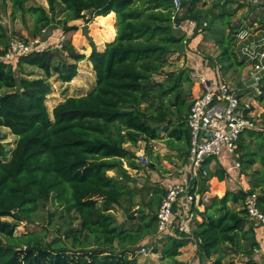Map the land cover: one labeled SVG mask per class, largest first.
I'll return each mask as SVG.
<instances>
[{
	"label": "trees",
	"instance_id": "1",
	"mask_svg": "<svg viewBox=\"0 0 264 264\" xmlns=\"http://www.w3.org/2000/svg\"><path fill=\"white\" fill-rule=\"evenodd\" d=\"M10 1L14 12L33 16L38 32L51 23V16L61 14L64 32L76 30L77 26L67 23L86 18L92 10L87 22L115 14L116 36L103 49L90 41L88 56L66 40L61 48L68 53V62L56 60V52L50 49L18 58L19 71L27 65L38 68L43 76L26 77L0 58V128L15 136L13 147L7 149L0 135V264H138L135 248L157 229V213L141 207L130 211L141 190L130 186L133 179L125 166H140L129 146L144 142L150 149V142L162 141L186 163L189 130L185 118L191 102L185 100L183 83L190 78L183 70L175 74L166 69L172 65L169 57L183 55L190 41L181 33L180 24L192 21L194 34L201 27L213 35L217 54L209 59L221 81L249 64L238 52L236 34L242 25L235 22L237 11L248 6L247 1L221 0L222 5L231 6L218 12V0H179L180 13L173 0H46L47 9L27 7V0ZM258 23L255 31L264 30V18ZM7 50L8 45L0 50V57ZM84 59L92 65L95 85L82 96L66 97L49 113L45 103L48 79L56 73L59 81L69 82L77 74V63ZM157 76L164 78L160 81ZM260 88L258 100L264 97V83ZM244 134L237 145L240 149L246 147L241 143ZM244 136L264 140L258 130H248ZM261 147L245 154V168L257 158L264 168ZM169 158L168 154L157 156L158 160ZM150 168L155 169V164ZM108 171L115 174L110 176ZM255 174L259 180L249 189H227L221 196H211L203 203V211L194 213L192 206L190 234L168 236L161 248L163 258L173 259L181 247L193 242L198 264H224L230 253L253 263V248L260 240L244 201L259 188L256 202L264 213L263 172ZM213 176L200 177L192 191L204 195ZM50 198L62 207L55 236L47 241L33 232L16 234V227L30 222ZM114 206L137 214L138 223L118 224Z\"/></svg>",
	"mask_w": 264,
	"mask_h": 264
},
{
	"label": "rangeland",
	"instance_id": "2",
	"mask_svg": "<svg viewBox=\"0 0 264 264\" xmlns=\"http://www.w3.org/2000/svg\"><path fill=\"white\" fill-rule=\"evenodd\" d=\"M219 3L223 4V1L218 0ZM249 1L248 6H242L237 11L235 15L236 24L243 25L242 22L246 21V27H249L250 32L253 29L258 27L259 23L257 22L255 26L251 24V18L257 17L262 18L264 15V0H246ZM242 2V1H241ZM25 5L28 6H42L45 9L48 8V4L46 0H27ZM258 5V7H257ZM231 6V5H230ZM232 6H235L234 4ZM254 6V7H253ZM254 10V11H252ZM182 9L178 8V12L180 13ZM51 16V15H50ZM63 15H53L51 16V23L48 26L43 27L45 31H36L33 26L34 18L32 15L28 13H21L20 11H13L12 4L10 0H0V50H4L6 45L11 41L19 40L31 42L35 39H39L40 41L46 42L47 46L50 47V50L56 52V60L60 61H70L67 57V52L62 50V44L68 40L75 48V50L79 53L85 54L88 56L91 51L90 41H93L96 44L97 49H103L105 43L107 41L112 40L116 36V26H115V14H112L109 19H100V18H92L89 22H87L88 16L86 18L69 21L67 26H77L76 30H71L69 32H64V27L60 23ZM260 21V20H259ZM202 26V23H201ZM204 26V24H203ZM244 26V25H243ZM110 27V29H107ZM64 35V36H63ZM62 36V37H61ZM61 37L60 41L58 39ZM264 41V38L262 39ZM241 42V43H240ZM244 41L239 39V53L242 55L241 57L246 59L249 64L247 67L243 69V71L236 73H229L227 76L223 78V81L228 83L230 86L234 88V90L238 93L242 92V100L247 101L251 108L252 113L258 126L260 127V131H262L264 137V97L261 100H258V95L261 93L260 85L264 83L262 81V77L264 75V56L254 53V55H248L247 49L249 44L244 46L242 44ZM61 44V47H60ZM244 47V48H242ZM264 51V49H263ZM252 54V53H251ZM262 54V53H261ZM204 60H206V64L211 66L212 68V59L214 56H201ZM172 65L167 67V70L174 71L175 74H178L181 70L184 71L190 78L196 77L192 73V70L187 68L185 65L187 62L186 56H181L177 54H172L169 57ZM8 63L13 64L15 71L23 72V75L26 77L32 78L36 76H43V73L36 67H31L24 65L19 71L16 68L18 59L13 57L7 61ZM259 62L260 68L257 72H253L254 64ZM251 72L253 75H258L260 77L259 81L256 83L253 77L250 76ZM251 74V75H252ZM245 76V77H244ZM69 82H61L57 79L56 73H54L49 79L50 91L47 94L46 98V106L51 113L52 108L58 102L64 100L69 96H82L87 93L94 85H95V76L94 71L92 69L91 63L84 59L77 63V74L73 76ZM164 76H157V80H163ZM244 81V85H243ZM184 82L183 84H185ZM257 87H256V86ZM184 89V88H183ZM186 92V91H184ZM185 100L190 103L192 101V95L185 94ZM0 135L2 136L5 147L7 149H11L13 147V143L15 141V136L10 133L7 128H0ZM239 143V142H238ZM241 143L245 144L244 149H240L238 147L237 151L233 154V158L237 159L240 162L241 169L240 173L244 174L245 182L236 183L234 187L237 186L236 190L240 187H247L249 189L252 184L256 183L259 178L255 174L256 171H262V178L264 179V168L260 163V160L257 158V161L252 164V166L248 169L245 168V163L242 161L246 156L245 152L250 150H259V146L261 144V151L264 148V140L258 141L256 137H246L242 140ZM144 142H139L136 147L129 146L131 150L135 151V162L140 166L139 169H130L127 166V172L133 179V182L130 183L131 187H135L141 190L135 197L134 202L135 206L130 210L134 211L138 207L144 208L145 212H148L151 208L154 212L157 213L158 207L162 197L166 192V187L169 184L178 182L179 175L185 169H182L183 165L182 160L178 158H171L169 160L157 159V156H161L166 150L164 148V143L160 141H153L149 143L150 149L147 148ZM258 148V149H257ZM260 151V152H261ZM139 154H142L146 157V163L141 161ZM155 164V169L150 168V164ZM225 171L222 166L216 168L215 175L218 180H222L225 178ZM110 176L115 174L114 171H108L107 173ZM211 175L209 172L208 176ZM221 176V179H220ZM232 177V176H229ZM200 178V176H199ZM169 180V181H168ZM169 183V184H166ZM247 184V185H246ZM209 190V189H208ZM256 193H259V188L254 190ZM209 196V195H208ZM155 198L151 207L147 206V203ZM210 197L205 203L209 202ZM123 206H127V201L125 199L121 200ZM121 206H114L112 210L113 215L115 216L117 223L129 226V221H134L135 224L138 223L139 217L137 218V214L130 215L129 210H125V208ZM193 206V207H192ZM194 209V213L198 212L201 209V205L198 207L194 204L191 205ZM61 205L55 202L53 199H49L47 203L40 207L39 212L36 213L34 217H32L30 222L23 221L21 222L15 230L16 234H24L33 232V234L43 240H51L55 236V228L60 223V211ZM127 208V207H126ZM137 218V220H136ZM6 220H10V218H4ZM127 221V223L125 222ZM125 222V223H124ZM76 223V222H74ZM174 232L180 236L179 229L175 225ZM180 234V235H179ZM28 235V234H27ZM183 235L182 237H184ZM167 235L159 233L156 229L155 231L146 235V237L137 245L135 248V259L138 264H198V259L195 254L196 245L191 242L188 245L180 248V254L175 256L173 259L171 258H163V254L161 252L162 246L166 243ZM180 238V237H177ZM146 247V252H141V247ZM153 248H157L156 252H153ZM257 257L256 261L253 257ZM252 261L253 263H249L246 261V258H241L237 254L230 253L227 258L224 260V264H262L264 263V255L259 254L255 255L253 253Z\"/></svg>",
	"mask_w": 264,
	"mask_h": 264
},
{
	"label": "built area",
	"instance_id": "3",
	"mask_svg": "<svg viewBox=\"0 0 264 264\" xmlns=\"http://www.w3.org/2000/svg\"><path fill=\"white\" fill-rule=\"evenodd\" d=\"M173 4L178 9L180 1L173 0ZM43 31L45 29H42ZM249 31V28H241L236 37L238 40L243 39ZM261 45H264V41ZM45 49H50V47L39 39L31 42L15 40L8 44V50L0 58L7 62L13 57L18 59L22 55ZM259 55L264 56V51ZM253 64V69H255L253 72H257L260 64L259 62ZM252 77L256 83L260 79L258 75L252 74ZM199 83L200 94L192 99L185 118L189 130L187 170L179 176L178 182L166 187L156 215L158 232L167 236L179 237L174 232L175 225L180 233L189 235L194 226V213L191 205L203 206V203L208 200L207 194L201 195L192 191L193 185L190 183L199 176L207 175V160L218 157L223 151L233 155L240 136L249 129L260 131L261 127L254 118L250 104L242 100L243 96L228 83L203 77H200ZM139 157L146 163L145 156L139 154ZM188 173L190 174L189 183L187 182ZM244 206L249 219L254 222L255 226L264 230V213L257 206L256 193L247 196ZM141 252H146L145 246L141 247ZM253 253L264 255V232L259 245L253 248Z\"/></svg>",
	"mask_w": 264,
	"mask_h": 264
},
{
	"label": "crops",
	"instance_id": "4",
	"mask_svg": "<svg viewBox=\"0 0 264 264\" xmlns=\"http://www.w3.org/2000/svg\"><path fill=\"white\" fill-rule=\"evenodd\" d=\"M248 3H249V1H247V4ZM230 5H231L230 3H226L225 5L221 4L218 7L217 11L218 12L225 11ZM257 7H258V5H257ZM252 11H254V10H252ZM262 18H264V15ZM251 19H252L251 24H253L254 26L257 22H259V20H261L260 18H257V17H254ZM246 21H248V20L246 19ZM246 21L242 22L244 25V26L242 25V28H249V27L245 26L247 23ZM203 24H204V26L206 25V23H203ZM195 27H196L195 22L184 21L180 24V28H179L181 33H184L188 38H190V41L187 45L185 53L181 56H186L187 62L185 65L187 66V68L192 70L191 74H194L196 76V77L190 76V82L183 84L184 91H186L185 93L192 95V97H191L192 99L200 94V83H199L200 77L211 79V80H216V76H215V72H214L213 68H211V66L206 64V60H204L201 57V56H215L217 54V49H216V46L214 44L213 35L210 34L209 31L201 30L202 29L201 27H198L196 30L197 33L194 34ZM255 28H256V26H255ZM255 28L253 29V31L247 32V36L245 38L240 39L241 41H244L242 43V44H244V46L247 44V42L249 43V44H247L248 55H254V53L258 54V51L262 52L264 49V45H261L262 41H263L262 39L264 38V30L255 31ZM224 33H227V30ZM242 48H244V47H242ZM249 73H250V76L252 77L251 72H249ZM243 85H244V81H243ZM240 93L242 94V92H240ZM249 130H251V129H249ZM247 131L248 130H246L244 133L246 134ZM244 135L242 137V140H244L246 138V136H244ZM160 142H162V141H160ZM164 148H166L165 149L166 151L162 155L168 154L170 156L169 159L174 158V157L180 159L179 156L177 155L175 149H168L165 145H164ZM237 149H238V146H237ZM237 149H236V151H237ZM248 152H245V154H248ZM243 159H242V161H243ZM182 164L183 165L181 166V168L185 169V170L183 172H181V174L185 173V171L187 170V159H186V163L185 164L182 163ZM236 164H238V166ZM219 166L223 167V170L225 171V173H224L225 178L222 180H218L216 176H213L208 180L209 191L206 192L205 194L209 195V197L214 196V195L221 196L225 192V190H227V189L236 190L237 186L234 187L236 185V183L245 182L244 174L240 173V169H241L240 168L241 167L240 162H238L236 158L234 159L233 155H229L227 152L223 151L218 157H216V158L212 157V158L208 159L206 162L207 173L209 174V172H210L211 174L215 175V170H216V168H219ZM244 167H245V165H244ZM229 176H232V177H229ZM199 179L200 178L193 179L192 181H190L191 185H194L193 182H196V181L198 183ZM177 180H179V178ZM166 184H169V183H166ZM246 188L247 187L244 186V187H240L238 189L247 190ZM202 208L203 207H201V209ZM198 209H199V206H198ZM201 211H203V210H201ZM263 232H264V230L261 227H258L256 229L255 233H256V236L258 238V241L261 240V238L263 236ZM253 258L256 261L257 257L254 256ZM262 264H264V263H262Z\"/></svg>",
	"mask_w": 264,
	"mask_h": 264
},
{
	"label": "water",
	"instance_id": "5",
	"mask_svg": "<svg viewBox=\"0 0 264 264\" xmlns=\"http://www.w3.org/2000/svg\"><path fill=\"white\" fill-rule=\"evenodd\" d=\"M91 14H92V10H89V11L87 12L88 17H89ZM189 181H190V174L188 173V174H187V182L189 183Z\"/></svg>",
	"mask_w": 264,
	"mask_h": 264
},
{
	"label": "bare ground",
	"instance_id": "6",
	"mask_svg": "<svg viewBox=\"0 0 264 264\" xmlns=\"http://www.w3.org/2000/svg\"><path fill=\"white\" fill-rule=\"evenodd\" d=\"M73 78H74V77H73ZM73 78H72V79H73Z\"/></svg>",
	"mask_w": 264,
	"mask_h": 264
}]
</instances>
